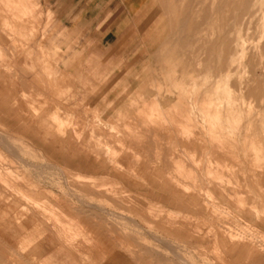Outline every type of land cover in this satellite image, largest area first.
<instances>
[{"label": "rangeland", "instance_id": "rangeland-1", "mask_svg": "<svg viewBox=\"0 0 264 264\" xmlns=\"http://www.w3.org/2000/svg\"><path fill=\"white\" fill-rule=\"evenodd\" d=\"M0 33L13 75L0 188L37 208L10 243L27 257L0 251V264H246L224 230L264 249V0H0ZM32 107L68 113L148 174L73 175L24 130ZM161 168L196 199L176 197ZM91 181L108 192L84 191Z\"/></svg>", "mask_w": 264, "mask_h": 264}, {"label": "crops", "instance_id": "crops-1", "mask_svg": "<svg viewBox=\"0 0 264 264\" xmlns=\"http://www.w3.org/2000/svg\"><path fill=\"white\" fill-rule=\"evenodd\" d=\"M136 1V0H134ZM135 2L131 6L134 7ZM10 26V25H9ZM12 26V25H11ZM16 26L18 30H21V22H17ZM4 28V25H1ZM6 44V38L0 33V57L4 59L0 62V107L8 108L7 111L11 112L12 108L8 107V102L13 97L8 87L5 85H12L13 75L8 70L9 56L3 46ZM16 100V99H15ZM26 112V116L21 118L23 122L24 130L30 133L31 137H34L37 142L41 143L48 151L52 150L53 156L60 157L64 166L70 169L73 175L78 177H84L86 174L101 175L105 174L109 177L123 179L132 176L140 175L145 177L149 170L145 164L129 165L123 158H119L116 152L109 148L107 142L101 145V141L98 135L94 134V130H91L90 138L81 136V130H76L66 126L65 121L69 116L66 113L64 116L61 114L54 115L53 117L46 118L44 115H39L35 107L23 108ZM165 121L173 124V116L169 113L164 114ZM172 126V125H171ZM173 127V126H172ZM8 155V154H7ZM10 156V155H9ZM11 158V156H10ZM74 171V172H73ZM163 168L160 169L161 183L167 188L173 190L174 195L180 198H188L189 200L196 199V193L193 191L181 189L177 191V184H181L176 181V176L172 172H166L164 175ZM85 174V175H84ZM84 175V176H80ZM89 179L90 175H86ZM17 178H13V188L17 187L14 183ZM1 183V182H0ZM2 184V183H1ZM84 191H88L93 196L101 195L103 192L107 193V189L100 190L101 185L91 181L85 182ZM19 186V185H18ZM21 191L24 190L19 187ZM86 188V189H85ZM16 189V188H15ZM17 195V193H14ZM91 203V202H90ZM93 206H99L98 204H92ZM5 210L3 212V210ZM47 209V208H46ZM36 206L19 204L15 200V197L8 191L0 188V251L17 250L19 252L18 258L27 257L20 253L21 248H26L24 241L19 243V246H11L10 243L15 239L25 228L33 224L35 221ZM2 212V213H1ZM14 220V221H13ZM60 224L62 221L55 218ZM63 223V222H62ZM225 237L222 240V245L225 247L227 255L231 258H238L245 252L248 254V261L257 260L258 264H264V257L261 252L264 250L249 241H235L230 238L226 231H223ZM59 237H62L65 241L72 240L74 236L69 233V230L65 229L63 225L58 229ZM262 237V236H261ZM91 238L88 236L87 239ZM264 238V237H263ZM29 244L33 243L32 239L27 240ZM2 244L4 246H2ZM32 255L43 253L44 244L36 243L31 248ZM5 255L4 252H2ZM5 259H2L4 261ZM245 264V263H244Z\"/></svg>", "mask_w": 264, "mask_h": 264}, {"label": "bare ground", "instance_id": "bare-ground-1", "mask_svg": "<svg viewBox=\"0 0 264 264\" xmlns=\"http://www.w3.org/2000/svg\"><path fill=\"white\" fill-rule=\"evenodd\" d=\"M1 174V173H0ZM4 183V182H3ZM1 184V183H0ZM32 200V199H31ZM35 201V200H34ZM46 209V208H45Z\"/></svg>", "mask_w": 264, "mask_h": 264}]
</instances>
